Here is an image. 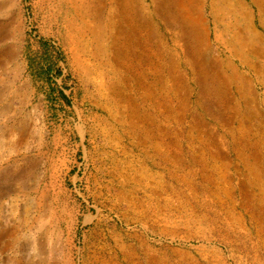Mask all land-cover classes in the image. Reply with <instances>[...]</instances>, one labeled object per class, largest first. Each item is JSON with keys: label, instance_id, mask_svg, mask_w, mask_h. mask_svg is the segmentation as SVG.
Segmentation results:
<instances>
[{"label": "rangeland", "instance_id": "rangeland-1", "mask_svg": "<svg viewBox=\"0 0 264 264\" xmlns=\"http://www.w3.org/2000/svg\"><path fill=\"white\" fill-rule=\"evenodd\" d=\"M107 9L118 26V5L107 0H0V264H127L123 255L140 242L169 264H264V241L249 231L240 209L229 216L223 192L215 220L210 215L202 229L175 234L162 233L167 221L155 232L153 222L131 219L116 198L128 184V169L143 174L149 166L132 149L142 142L131 125H137L132 112L139 109L138 96L127 100L130 76L108 51ZM204 18L212 42L231 41L224 15L207 10ZM112 34L118 40L121 33L114 28ZM147 115L159 123L162 140L182 143L181 128L162 113ZM198 116L206 120L201 111ZM210 131L224 135L229 129L211 122ZM157 136L154 130L151 138ZM220 145L227 155L228 146ZM229 174L233 192L242 177ZM124 192L131 203L133 196ZM246 196L236 193L238 207ZM232 232L243 236L231 238Z\"/></svg>", "mask_w": 264, "mask_h": 264}, {"label": "bare ground", "instance_id": "bare-ground-1", "mask_svg": "<svg viewBox=\"0 0 264 264\" xmlns=\"http://www.w3.org/2000/svg\"><path fill=\"white\" fill-rule=\"evenodd\" d=\"M107 2L118 5L119 18L116 26L111 11L106 10L108 51L130 76L132 85L124 82L127 100L131 101V93L138 96L139 109L132 112L137 125H131L142 142L132 144V149L141 152L149 166L143 174L128 169V184H121L116 198L127 206L131 219L143 225L153 222L155 232L160 222L167 221L169 226L162 233L175 234L192 227L202 229L211 221L210 215L215 220L218 208L213 209L221 206L223 192L231 207L229 216L240 209L253 227L249 231L264 241V34L256 27L258 23L264 30V0ZM72 9L82 17L77 7ZM207 10L230 21L229 43L219 44L217 37L211 41V29L204 18ZM114 28L121 33L118 40L112 34ZM74 41L73 36L70 42ZM189 96L192 102H188ZM200 111L206 120L198 116ZM147 112L162 113L166 123L181 128L182 143L162 140L159 123L151 122ZM211 122L228 127L229 132H211ZM154 130L158 132L155 140L151 138ZM220 144L228 146L227 155ZM230 172L242 177L233 192L228 186ZM124 189L133 196L131 203ZM237 192L247 195L240 207L235 203ZM200 234L206 236V232ZM242 236L231 233V238ZM140 244L123 255L125 263L169 264L168 257L155 260L150 247ZM245 253L249 255L247 248ZM137 254L140 258L135 262ZM176 258L193 262L182 254Z\"/></svg>", "mask_w": 264, "mask_h": 264}]
</instances>
